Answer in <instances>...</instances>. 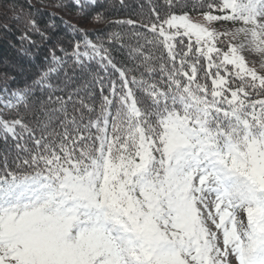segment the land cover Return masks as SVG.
Here are the masks:
<instances>
[{"label":"snow or ice","instance_id":"snow-or-ice-1","mask_svg":"<svg viewBox=\"0 0 264 264\" xmlns=\"http://www.w3.org/2000/svg\"><path fill=\"white\" fill-rule=\"evenodd\" d=\"M165 6L5 75L0 264H264V0Z\"/></svg>","mask_w":264,"mask_h":264},{"label":"trees","instance_id":"trees-1","mask_svg":"<svg viewBox=\"0 0 264 264\" xmlns=\"http://www.w3.org/2000/svg\"><path fill=\"white\" fill-rule=\"evenodd\" d=\"M203 2L206 4L208 0ZM195 3L197 0H181L182 7L172 10L188 11L189 15L193 16L200 15L199 9L193 10ZM0 4H7L9 8L15 9L7 11L0 7V89L5 86V75L14 77V80L8 83L9 89L23 86L26 82L31 83L42 68L50 63L52 51L57 56H63L61 49L71 52L72 44L81 38L93 42L103 39L107 46L108 35L119 33L125 36L127 42L130 27L116 24L115 21L147 19L151 16L149 9L153 5L159 9L161 15L168 11L165 0H94V3L84 10L77 8L73 0H0ZM28 16L35 20L38 32L26 27L25 17ZM70 26H75L80 31H72ZM82 33H86V36L82 37ZM112 54L121 67L132 66L126 48L122 50L119 44L114 45ZM92 70L104 75L95 62L92 64ZM69 75H72L71 71ZM108 76L116 78V74L110 69ZM60 79H63V73ZM78 80L77 75L73 86H76ZM2 98L3 92H0V100ZM96 101L99 102L98 89ZM2 149L3 140L0 139V150ZM2 165L3 155L0 151V166Z\"/></svg>","mask_w":264,"mask_h":264},{"label":"rangeland","instance_id":"rangeland-1","mask_svg":"<svg viewBox=\"0 0 264 264\" xmlns=\"http://www.w3.org/2000/svg\"><path fill=\"white\" fill-rule=\"evenodd\" d=\"M190 17L194 21L202 22V16L201 15H195V16L190 15ZM217 27L220 30H223L224 28L231 27V25L223 24V25H217ZM235 43H239V41H235ZM242 54L245 56L246 60L250 64V66H255L259 72L264 73V68H261L260 64H259V57H257L254 53H251V52H248V51H244V52H242Z\"/></svg>","mask_w":264,"mask_h":264}]
</instances>
